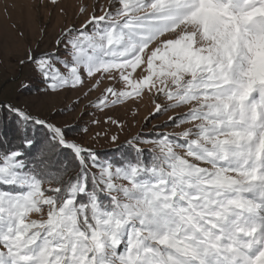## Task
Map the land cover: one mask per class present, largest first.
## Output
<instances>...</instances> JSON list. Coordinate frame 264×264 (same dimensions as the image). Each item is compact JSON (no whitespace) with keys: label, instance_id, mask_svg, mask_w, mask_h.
Segmentation results:
<instances>
[{"label":"snow or ice","instance_id":"snow-or-ice-1","mask_svg":"<svg viewBox=\"0 0 264 264\" xmlns=\"http://www.w3.org/2000/svg\"><path fill=\"white\" fill-rule=\"evenodd\" d=\"M18 63V91L147 98L172 132L108 156L0 101V264H264V0H97Z\"/></svg>","mask_w":264,"mask_h":264},{"label":"rangeland","instance_id":"rangeland-1","mask_svg":"<svg viewBox=\"0 0 264 264\" xmlns=\"http://www.w3.org/2000/svg\"><path fill=\"white\" fill-rule=\"evenodd\" d=\"M96 2L97 0H60L57 7L51 5L45 7L42 6L41 0H0V101H11L34 115H48L54 108L59 109L66 114L58 116L56 122H67L70 125L68 130L70 139H77L85 145L92 146L93 137L100 133V136L96 137L99 142L95 143V147L97 150H103L116 146L110 144V137L113 135L119 137L120 144L137 133L144 138L154 137L153 127L161 125L167 117L149 118L150 122H146L145 118L153 108L147 98L139 103L126 102L103 112L89 107L81 116L80 113L88 100H95L99 93L84 99L82 92L86 89H81L80 92L68 91L58 97L39 99L38 89L35 87L30 91H18L20 82L25 80L29 73L28 68L18 63L19 59L26 55L27 49L29 47L38 51L52 49L65 21L74 20L81 5H86L91 10ZM99 2L106 4L107 0ZM44 3L47 4V0H44ZM61 7L64 8L66 16L61 15ZM21 31L24 32L23 37L19 35ZM78 98L81 102L76 104ZM72 108H75V111H72ZM109 116L124 125L123 129L115 124L105 123ZM97 119L100 121L99 124L92 123ZM83 127L88 128L87 133L81 131ZM158 129L162 131L164 128L156 127L155 131ZM166 131L172 132V129L167 128Z\"/></svg>","mask_w":264,"mask_h":264},{"label":"trees","instance_id":"trees-1","mask_svg":"<svg viewBox=\"0 0 264 264\" xmlns=\"http://www.w3.org/2000/svg\"><path fill=\"white\" fill-rule=\"evenodd\" d=\"M166 129L167 128H164L162 131H160V129H158L159 131L157 130V131H155V133L167 132ZM155 133H154V135H155ZM151 138H153V137H151ZM121 145L123 146V148L125 150H127V145L125 143H122ZM98 151L101 152V153L107 154L108 156H111L113 153H118V149H117L116 146L111 147V148H107V149H103V150H98Z\"/></svg>","mask_w":264,"mask_h":264}]
</instances>
